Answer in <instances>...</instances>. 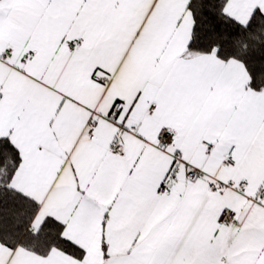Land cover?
<instances>
[{"label": "snow or ice", "instance_id": "snow-or-ice-1", "mask_svg": "<svg viewBox=\"0 0 264 264\" xmlns=\"http://www.w3.org/2000/svg\"><path fill=\"white\" fill-rule=\"evenodd\" d=\"M0 264H264V0H0Z\"/></svg>", "mask_w": 264, "mask_h": 264}]
</instances>
